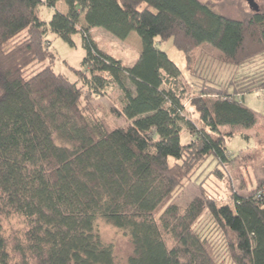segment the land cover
<instances>
[{
	"label": "trees",
	"instance_id": "obj_1",
	"mask_svg": "<svg viewBox=\"0 0 264 264\" xmlns=\"http://www.w3.org/2000/svg\"><path fill=\"white\" fill-rule=\"evenodd\" d=\"M65 1L69 11L48 28L41 0H0V264H116L100 221L131 240L128 264H264V177L245 197L228 178V201L203 186L212 174L225 181L223 168L238 161L228 141L264 127V114L241 101L264 90V63L219 85L204 49L228 66L264 58V12L237 20L201 0ZM97 28L118 40L138 34L131 68L97 46ZM48 31L69 43L82 35L77 82L54 71ZM165 41L184 54L186 76L159 48ZM114 87L126 99L110 107L116 125L97 104ZM214 163L201 195L176 205ZM16 216L27 228L6 235L4 221Z\"/></svg>",
	"mask_w": 264,
	"mask_h": 264
},
{
	"label": "rangeland",
	"instance_id": "obj_2",
	"mask_svg": "<svg viewBox=\"0 0 264 264\" xmlns=\"http://www.w3.org/2000/svg\"><path fill=\"white\" fill-rule=\"evenodd\" d=\"M47 0H41L40 5L37 8L38 17L40 21H43L49 25L52 17L56 13H67L69 11L68 5L65 0L59 2L55 7H49L46 4ZM217 13L223 14L233 19H241L252 16L253 11H257V8L251 7L247 0H201ZM258 5L259 12H264V0H254ZM82 24L86 25L84 16L81 17ZM47 40L51 43L50 50L53 54H56L57 58L54 62V71L63 76H67L73 83L77 82L79 76L76 74L78 70L84 71L83 61L87 57V52L84 47L82 35L80 33L75 34L72 37V43L63 41L54 32L48 31ZM93 41L96 42L103 51L110 53L113 57L120 60L124 66L131 68L138 59V56L142 52V40H140L136 32H132L126 40H118L110 32L97 28L92 30ZM161 50L166 52L171 60H173L183 71L186 76V60L185 56L178 49H175L172 41H165L162 44L158 43ZM207 52H211V57L206 62V70L209 73V79L213 80L219 85H227L234 77L240 78L245 75L254 74L264 63L263 57H257L253 61L245 63L241 66H228L219 60V53L212 48H205ZM38 67V66H37ZM35 67V69L37 68ZM128 87L134 91L135 87L129 82H125ZM110 98H100L98 105L103 108L104 113L107 114L108 118L115 125L116 123H122L117 121L116 117L110 112L112 105L122 107L126 101L123 91L118 87L110 93ZM241 101L244 102L248 107L254 111H258L264 114V90H256L251 93H245L241 97ZM102 110V111H103ZM188 112V110H187ZM188 114V113H187ZM250 136L245 139V136ZM182 143L186 144L191 141V138L187 133H182ZM264 127L257 125L252 129H246L239 134H236L234 138L227 142L228 154L232 158H239L233 165L229 164L223 170L229 174L225 181H221L217 178L216 174H212L211 178L204 182L203 186L214 193L224 197L225 201H228L230 192L227 188L228 178L231 181L233 189L241 194V196H247L248 192L245 191L246 185L252 187V181L256 185L257 179L263 178V167H264ZM248 154L250 158L248 160L243 159ZM240 155V157L238 156ZM215 163L209 167H203V169L194 175L192 183L182 191L180 198L176 201L181 209L186 208L188 204L197 196H200V186L203 183V179L210 172H213ZM222 168V167H221ZM206 169V171L204 170ZM198 180L195 181V179ZM241 178V179H239ZM212 179V180H211ZM227 188V189H226ZM233 199V198H232ZM5 234L13 235L24 232L27 228L24 219L10 218L4 221ZM97 231H99L103 242L113 247L115 254L116 264H128L129 257L132 255V244L131 240L121 230L115 229L111 225L100 221L98 223Z\"/></svg>",
	"mask_w": 264,
	"mask_h": 264
},
{
	"label": "flooded vegetation",
	"instance_id": "obj_3",
	"mask_svg": "<svg viewBox=\"0 0 264 264\" xmlns=\"http://www.w3.org/2000/svg\"><path fill=\"white\" fill-rule=\"evenodd\" d=\"M247 2L250 3V5H252L251 7H255V8H257V11H259L258 10V5L255 3L254 0H247Z\"/></svg>",
	"mask_w": 264,
	"mask_h": 264
},
{
	"label": "built area",
	"instance_id": "obj_4",
	"mask_svg": "<svg viewBox=\"0 0 264 264\" xmlns=\"http://www.w3.org/2000/svg\"><path fill=\"white\" fill-rule=\"evenodd\" d=\"M258 197H259V198H260V197L264 198V188L261 189V192H260V194L258 195Z\"/></svg>",
	"mask_w": 264,
	"mask_h": 264
},
{
	"label": "crops",
	"instance_id": "obj_5",
	"mask_svg": "<svg viewBox=\"0 0 264 264\" xmlns=\"http://www.w3.org/2000/svg\"><path fill=\"white\" fill-rule=\"evenodd\" d=\"M239 179H241V178H239Z\"/></svg>",
	"mask_w": 264,
	"mask_h": 264
}]
</instances>
